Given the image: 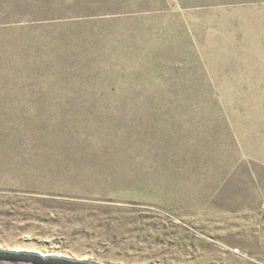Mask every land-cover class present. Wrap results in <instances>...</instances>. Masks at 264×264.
Masks as SVG:
<instances>
[{"label": "rangeland", "instance_id": "1", "mask_svg": "<svg viewBox=\"0 0 264 264\" xmlns=\"http://www.w3.org/2000/svg\"><path fill=\"white\" fill-rule=\"evenodd\" d=\"M0 255L264 264V0H0Z\"/></svg>", "mask_w": 264, "mask_h": 264}, {"label": "water", "instance_id": "2", "mask_svg": "<svg viewBox=\"0 0 264 264\" xmlns=\"http://www.w3.org/2000/svg\"><path fill=\"white\" fill-rule=\"evenodd\" d=\"M38 262H33L30 260H23L15 257H3L0 255V264H58V263H53L47 260H43L41 257H38ZM73 264H82L79 263V261H73Z\"/></svg>", "mask_w": 264, "mask_h": 264}]
</instances>
